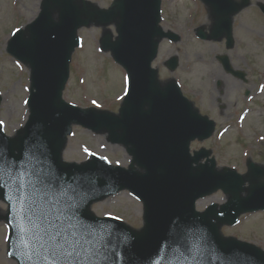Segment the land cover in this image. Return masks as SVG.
Instances as JSON below:
<instances>
[{
    "label": "water",
    "instance_id": "obj_1",
    "mask_svg": "<svg viewBox=\"0 0 264 264\" xmlns=\"http://www.w3.org/2000/svg\"><path fill=\"white\" fill-rule=\"evenodd\" d=\"M201 1L209 7L213 25L209 35L198 29L197 37H225L231 47L232 16L249 0ZM160 3L114 0L101 10L77 0H43L37 18L27 26L28 36L20 30L10 40L7 52L29 67L31 82L23 129L8 137L0 128V202L7 205V255L17 264H53L50 256L43 259L47 253L33 240L38 231L33 222L42 227L38 217L53 205L62 222L75 217L97 230V242L107 245L108 260L102 264H264L263 251L220 234L221 226H234L242 214L264 212V169L249 163L248 173L241 176L229 169L218 171L208 150L191 156L190 143L210 138L214 123L199 115L174 81L161 85L152 68L159 42L179 40L159 26ZM259 8L264 14V5ZM90 23L116 24L117 37L104 35L100 47L127 74V94L118 115L80 109L62 99L71 54L79 45L77 31ZM218 60L226 72L244 80L227 56ZM166 65L174 71L177 58ZM73 125L107 133L110 143L126 148L132 164L124 169L98 156L82 164L63 162ZM23 172L32 174V184L24 176L20 189L17 177ZM37 175L51 180V186L41 184ZM123 190L143 203L140 231L90 211L93 203ZM218 190L229 196L226 203L196 211L198 200Z\"/></svg>",
    "mask_w": 264,
    "mask_h": 264
},
{
    "label": "rangeland",
    "instance_id": "obj_2",
    "mask_svg": "<svg viewBox=\"0 0 264 264\" xmlns=\"http://www.w3.org/2000/svg\"><path fill=\"white\" fill-rule=\"evenodd\" d=\"M42 1L0 0V128L8 137L22 129L28 117L30 70L6 49L9 39L18 30L28 36L26 27L37 17ZM113 1L77 0L79 4L85 2L105 10ZM261 5L264 0H249L245 8L232 16L233 44L228 48L225 37L198 39L197 30L209 35L213 24L210 9L203 2L161 0L160 26L176 33L180 41L161 40L152 64L162 83L168 77L179 80L182 92L198 112L215 123L211 138L192 142L191 153L209 150L218 170L230 169L242 176L247 174L250 162L264 169V15L259 9ZM115 25L90 23L77 31L80 43L71 54L69 79L62 95L68 104L118 115L127 89L126 75L113 61L111 53L100 48L104 35L116 38ZM223 55L228 57L233 70L245 74V81L232 77L222 68L221 82L211 73L202 75L208 67L201 61L219 63L217 58ZM172 57L177 58L179 65L176 72L169 75L163 64ZM246 113L247 117L252 114L254 120L245 119ZM91 156L122 168L132 163L126 149L111 144L106 133L73 125L62 152L63 162L80 164ZM260 181L264 182V178ZM245 188H249L248 183ZM228 198L222 191L214 192L199 200L202 205L196 204V209L202 212L211 204L220 206ZM90 210L99 218H115L134 230L142 229L144 224L142 203L126 190L92 204ZM5 214L6 205L0 202V264H16L6 254L9 230ZM220 234L264 252V212L243 214L236 225L221 226Z\"/></svg>",
    "mask_w": 264,
    "mask_h": 264
},
{
    "label": "snow or ice",
    "instance_id": "obj_3",
    "mask_svg": "<svg viewBox=\"0 0 264 264\" xmlns=\"http://www.w3.org/2000/svg\"><path fill=\"white\" fill-rule=\"evenodd\" d=\"M3 165H0V180L3 179ZM31 175L27 172L20 173V189L24 187L23 178L29 176L28 183L31 185ZM41 184L51 186L52 181L47 182L37 175ZM34 201H29L28 210L32 211ZM38 220L42 227L33 222V227L38 229L33 237L34 244L39 245L47 253L43 259L51 257L53 264H102L108 260L107 245H100L96 237L98 232L90 225L80 223L75 217H66L65 222L56 215V206L43 212ZM102 239V237H101Z\"/></svg>",
    "mask_w": 264,
    "mask_h": 264
},
{
    "label": "bare ground",
    "instance_id": "obj_4",
    "mask_svg": "<svg viewBox=\"0 0 264 264\" xmlns=\"http://www.w3.org/2000/svg\"><path fill=\"white\" fill-rule=\"evenodd\" d=\"M201 64L202 65H204L205 67H208V69L207 70H201L202 71V75H204V76H209V74L211 73V75L212 76H214L215 78V80H217L218 82H221V75H220V71H222V66H221V64L220 63H211V62H209V63H205V62H203V61H201ZM248 116V114L246 113V117H245V119H248L250 122L252 121V120H254L253 118V115L252 114H249V117H247ZM197 205L199 206V205H202V203L199 201L198 203H197ZM13 264V263H12Z\"/></svg>",
    "mask_w": 264,
    "mask_h": 264
},
{
    "label": "flooded vegetation",
    "instance_id": "obj_5",
    "mask_svg": "<svg viewBox=\"0 0 264 264\" xmlns=\"http://www.w3.org/2000/svg\"><path fill=\"white\" fill-rule=\"evenodd\" d=\"M163 68L166 69L167 74H169V75H172V74H174V73L176 72V71H174V72L169 71V70L167 69V67H166V63L163 64ZM176 70H177V69H176ZM177 82H178V84L180 85V87H182L180 81L178 80Z\"/></svg>",
    "mask_w": 264,
    "mask_h": 264
}]
</instances>
